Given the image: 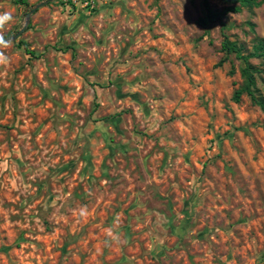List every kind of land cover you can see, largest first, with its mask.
Here are the masks:
<instances>
[{"label": "rangeland", "instance_id": "obj_1", "mask_svg": "<svg viewBox=\"0 0 264 264\" xmlns=\"http://www.w3.org/2000/svg\"><path fill=\"white\" fill-rule=\"evenodd\" d=\"M46 1L0 65V264H264V112L222 50L264 41L262 0L224 25L220 0H0L4 38Z\"/></svg>", "mask_w": 264, "mask_h": 264}, {"label": "trees", "instance_id": "obj_2", "mask_svg": "<svg viewBox=\"0 0 264 264\" xmlns=\"http://www.w3.org/2000/svg\"><path fill=\"white\" fill-rule=\"evenodd\" d=\"M264 3V0H262ZM228 6L224 7L220 12H215L211 10L207 4H205L206 18L202 20V24L206 25L210 22L218 21L223 24L225 17L229 13H238L241 11L242 7H251L254 5L253 0H238L232 3H226ZM23 45V49L28 54H34L32 51H28L27 47ZM222 50L226 51L228 54H234L236 59L242 62V67L240 68V76L242 78L241 86L234 91L232 100L234 102H239L243 95L249 97L250 101L258 106L264 112V96H262L256 87L255 75L258 74V70L250 64L249 60L253 58H261L264 63V41L262 39H256L255 44L252 46V52L249 54H243V48L236 42H223Z\"/></svg>", "mask_w": 264, "mask_h": 264}, {"label": "clouds", "instance_id": "obj_3", "mask_svg": "<svg viewBox=\"0 0 264 264\" xmlns=\"http://www.w3.org/2000/svg\"><path fill=\"white\" fill-rule=\"evenodd\" d=\"M13 21L11 13H0V65H6L9 62V58L5 55L3 49L11 46V41L4 38V32L6 26ZM111 235V233H109Z\"/></svg>", "mask_w": 264, "mask_h": 264}, {"label": "water", "instance_id": "obj_4", "mask_svg": "<svg viewBox=\"0 0 264 264\" xmlns=\"http://www.w3.org/2000/svg\"><path fill=\"white\" fill-rule=\"evenodd\" d=\"M51 1V0H50ZM222 2H226V3H232V2H236L238 0H220ZM49 1H46V2H42V3H39L37 5H35L25 16H26V23L25 25L14 35L12 36H8V37H5L6 40H10V41H13V40H16L25 30L26 28V25L28 24L29 22V19H30V15L32 13H34L38 8L44 6L45 4H47Z\"/></svg>", "mask_w": 264, "mask_h": 264}]
</instances>
